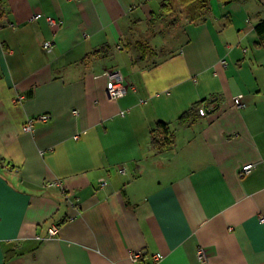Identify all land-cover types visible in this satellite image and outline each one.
Masks as SVG:
<instances>
[{
	"label": "crops",
	"instance_id": "obj_1",
	"mask_svg": "<svg viewBox=\"0 0 264 264\" xmlns=\"http://www.w3.org/2000/svg\"><path fill=\"white\" fill-rule=\"evenodd\" d=\"M162 2L0 0V264H264V0H211L198 23Z\"/></svg>",
	"mask_w": 264,
	"mask_h": 264
},
{
	"label": "trees",
	"instance_id": "obj_2",
	"mask_svg": "<svg viewBox=\"0 0 264 264\" xmlns=\"http://www.w3.org/2000/svg\"><path fill=\"white\" fill-rule=\"evenodd\" d=\"M224 5H229L235 0H220ZM177 7L184 10L186 18L189 22H203L206 21L211 13V0H163L161 5V15L170 16L177 12ZM180 17L173 19L171 24L176 23ZM258 35L262 38L264 44V18H262L255 26ZM141 58H144L145 53L156 51L145 42L139 44ZM201 101H196L179 117L181 124L192 123L202 116ZM175 132L171 127L170 122L159 121L152 130V147L159 153L170 150L174 144Z\"/></svg>",
	"mask_w": 264,
	"mask_h": 264
},
{
	"label": "built area",
	"instance_id": "obj_3",
	"mask_svg": "<svg viewBox=\"0 0 264 264\" xmlns=\"http://www.w3.org/2000/svg\"><path fill=\"white\" fill-rule=\"evenodd\" d=\"M41 16L42 15L39 14V15H36L35 18H39ZM47 19L52 25L54 26L58 25V22L55 20V18L47 17ZM43 48L46 52H49V53L52 52L54 49L52 40L44 41ZM107 76H108L107 90L111 98L118 99V98L125 96L128 93V84L126 83L125 77L120 70H117V69L109 70L107 72ZM237 103L241 104V101L237 100ZM202 111L203 112L205 111V107H202ZM74 112L78 113L77 110H74ZM51 117H52L51 114L44 113V114H40L36 118H28V120L23 125V131L32 132L34 131L35 123L37 120L47 122L51 119ZM252 166L253 164H247L243 166L242 169L240 170V176H244L246 173H248L251 170ZM106 184L107 182L105 180H102L101 185L105 186ZM57 231H58V228L54 227L50 230V234L54 235L57 233ZM200 256L204 257L205 256L204 252L200 251ZM131 257H132L133 262L136 264H155L158 261H160L164 256L161 253L154 254L152 256V260L150 261L147 259L145 252L141 250V251L132 253Z\"/></svg>",
	"mask_w": 264,
	"mask_h": 264
},
{
	"label": "rangeland",
	"instance_id": "obj_4",
	"mask_svg": "<svg viewBox=\"0 0 264 264\" xmlns=\"http://www.w3.org/2000/svg\"><path fill=\"white\" fill-rule=\"evenodd\" d=\"M182 13V12H181ZM164 29V36L163 37H169V33H172V31L167 28V26L163 27ZM169 29V30H168ZM132 32H128L127 34L130 35V34H134V32L136 33L137 31H140L139 28H134L133 30H131ZM169 31V32H168Z\"/></svg>",
	"mask_w": 264,
	"mask_h": 264
},
{
	"label": "water",
	"instance_id": "obj_5",
	"mask_svg": "<svg viewBox=\"0 0 264 264\" xmlns=\"http://www.w3.org/2000/svg\"><path fill=\"white\" fill-rule=\"evenodd\" d=\"M207 110L210 113V112H213L214 111V108H208Z\"/></svg>",
	"mask_w": 264,
	"mask_h": 264
}]
</instances>
